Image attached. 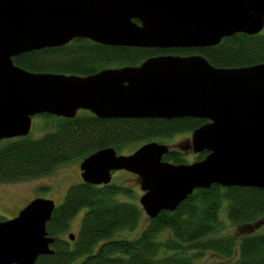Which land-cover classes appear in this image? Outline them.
Returning <instances> with one entry per match:
<instances>
[{
  "label": "water",
  "instance_id": "obj_1",
  "mask_svg": "<svg viewBox=\"0 0 264 264\" xmlns=\"http://www.w3.org/2000/svg\"><path fill=\"white\" fill-rule=\"evenodd\" d=\"M138 19L140 25L132 22ZM264 29V0H0V141L29 135L35 115L99 119L207 121L184 150L207 154L192 164L162 160L171 148L149 142L129 155L113 148L79 165L85 184L109 185L112 172L139 179L149 219L175 211L195 190H264V63L216 68L202 56H157L139 66L80 77L33 73L15 57L74 39L139 48H206ZM55 209L34 199L0 222V264H35L54 253L46 232ZM70 239H74L70 235Z\"/></svg>",
  "mask_w": 264,
  "mask_h": 264
},
{
  "label": "trees",
  "instance_id": "obj_2",
  "mask_svg": "<svg viewBox=\"0 0 264 264\" xmlns=\"http://www.w3.org/2000/svg\"><path fill=\"white\" fill-rule=\"evenodd\" d=\"M216 68H243L264 63V29L258 35L235 34L209 48L194 51ZM192 51L170 54L187 55ZM163 51L102 46L73 40L59 47L15 57L16 66L33 73L87 77L103 69L137 66ZM43 136L0 141V183H15L51 174L73 160L82 161L94 152L113 148L118 155L129 144L163 141L177 134L192 133L206 123L200 119H99L79 111L66 119L47 114ZM207 153L198 155L202 160ZM186 152L172 149L162 160L187 164ZM127 200L120 201L119 197ZM128 188L110 183L71 185L46 223L54 240L68 231L70 220L84 211L73 246L54 241L49 256L35 264H264V233L231 234L264 217V190L212 186L193 192L173 212L163 211L133 233L140 222L141 207ZM131 200V201H130ZM224 209L229 224L224 225ZM224 216V214H222ZM0 217V222L4 221ZM102 243L98 248L96 245ZM219 260L207 261L206 255Z\"/></svg>",
  "mask_w": 264,
  "mask_h": 264
},
{
  "label": "rangeland",
  "instance_id": "obj_3",
  "mask_svg": "<svg viewBox=\"0 0 264 264\" xmlns=\"http://www.w3.org/2000/svg\"><path fill=\"white\" fill-rule=\"evenodd\" d=\"M46 118L41 115H35L32 118V128L29 133V137L33 139L40 138L43 136L48 130H46ZM190 133H181L175 135L173 138L169 140L157 141L154 142L164 144L169 146L172 149H182L184 150L186 143L190 139ZM145 143H133L127 145L121 155H128L133 153L136 149L144 145ZM186 152V160L187 164H192L193 162L199 161L196 158L199 154L193 153L190 148L184 150ZM80 160H73L71 162L65 163L57 167L51 174L39 178H30L29 180L15 182V183H0V217L3 219L9 220L18 215V213L25 208L31 201L34 199H43V200H51L54 204L59 205L65 196L67 189L79 182L80 178ZM113 184H120L134 193V203L139 205V198L143 194V192L139 188V179L136 175L125 172L118 171L112 175ZM120 201L127 200L126 197H119ZM131 201V200H130ZM140 206V205H139ZM81 211L80 213L82 214ZM77 215L74 219H72L69 223V228L67 233L63 236L66 239V236L69 233L76 234L79 221L81 218V214ZM224 214V216H222ZM224 225L228 226L229 221L225 216L224 209L220 211V215ZM148 217L141 209V217L140 222L138 224L137 229L129 234L127 232H123L122 236H127L130 238H134L140 229L144 228L147 224ZM231 234L237 235H245L252 233H264V217L260 219L258 222L253 223L249 226L243 227H235L227 229ZM208 259L207 261L219 260L214 255H206Z\"/></svg>",
  "mask_w": 264,
  "mask_h": 264
},
{
  "label": "flooded vegetation",
  "instance_id": "obj_4",
  "mask_svg": "<svg viewBox=\"0 0 264 264\" xmlns=\"http://www.w3.org/2000/svg\"><path fill=\"white\" fill-rule=\"evenodd\" d=\"M132 22H134L135 24H137V25H140V21L138 20V19H132ZM74 40H76V39H74ZM79 40H87V41H90V40H88V39H79ZM73 41V40H72ZM91 42H93V41H91ZM93 43H95V42H93ZM96 44H98V43H96ZM100 45V44H99ZM102 46H106V45H102ZM108 47H121V46H108ZM214 47V46H213ZM59 48V47H58ZM121 48H132V49H146V50H158V51H163L164 52V54H161V55H158V56H180V57H187V56H202V55H200V54H197L196 52H194V51H197V50H200V49H204V48H169V49H156V48H139V47H121ZM206 48H209V47H206ZM181 51H192V53L191 54H187V55H180V54H170V53H176V52H181ZM153 57H157V56H153ZM203 57V56H202ZM150 58H152V57H150ZM149 59V58H148ZM145 61V60H144ZM143 62V61H142ZM141 62V63H142ZM140 63V64H141ZM139 64V65H140ZM139 65H137V66H139ZM123 67H125V66H123ZM131 67H135V66H131ZM119 68H121V67H119ZM109 69H117V68H109ZM103 70H105V69H103ZM102 71V70H101ZM66 76V75H65ZM79 112V111H78ZM88 112V111H87ZM186 119H193V118H186ZM171 150H172V148H171ZM129 155V154H128ZM116 172H118V171H116ZM116 172H112V174H111V176L114 174V173H116ZM80 178H81V176H80ZM111 181H112V179H111ZM79 182H83L82 181V179L79 181ZM78 183V182H77ZM96 186H104V185H96ZM56 205V204H55ZM80 213V212H79ZM79 213L78 214H76L72 219H74L77 215H79ZM81 214V213H80ZM83 215H84V213L82 212V214H81V218H80V223H79V227H78V230H77V233L76 234H72V233H69L67 236H66V239L65 238H63V236L67 233V231L65 232V233H63L62 235H61V237H59L58 239H56V240H62V241H64V242H66V244L67 245H69V246H73L74 245V242H75V240H76V237L78 236V232H79V230H80V225H81V219H82V217H83ZM71 219V220H72ZM70 220V221H71ZM70 223V222H69ZM69 228V227H68ZM70 235L71 236H73V238L74 239H70ZM56 240H54V241H56ZM53 244H55L54 242L52 243V245ZM102 243H98L97 245H96V248H98L100 245H101ZM52 245H51V247H52Z\"/></svg>",
  "mask_w": 264,
  "mask_h": 264
}]
</instances>
